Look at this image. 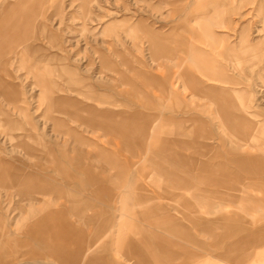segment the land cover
<instances>
[{
	"label": "crops",
	"instance_id": "crops-1",
	"mask_svg": "<svg viewBox=\"0 0 264 264\" xmlns=\"http://www.w3.org/2000/svg\"><path fill=\"white\" fill-rule=\"evenodd\" d=\"M30 2L0 0V32L15 31L10 42L0 33V97L10 106H0V187L11 190L10 197L19 198L21 211V220L11 223L5 207L10 200L0 194V264H117L107 257L110 253L133 259L134 264H243L241 258L246 255H254L251 261L255 263L263 261L264 120H252L257 112L242 109L247 119L236 116L235 109L229 110L227 118L218 115L229 129L224 130V143L242 145L223 152L216 150V137L210 132L206 136L165 134L179 126L167 121L161 125L165 133L153 135L150 99L143 107L133 103L140 107L127 115L121 109L114 112L107 125L112 136H63L57 143L46 140L40 151L33 146L39 133L25 96L35 94V88L39 95L40 86L47 84L43 92L47 110L59 111L64 104L55 98L50 82H44L39 57L8 55L11 47L23 41L18 34L32 29L27 21L35 15ZM200 17L202 33L195 34L206 37L210 48L188 45L201 51H194L193 64L183 67L184 80L198 86L191 74L195 63L202 72L200 79L234 81L217 57L244 62L255 55L257 59L256 54L264 51V39L251 41L242 35L239 47L221 46L213 31L217 22L207 13ZM20 68L26 70L25 76L17 75ZM46 74L52 79V73ZM27 79H31L29 88H22ZM215 89L216 85L205 90L209 95ZM225 90L250 96L245 88ZM199 92L194 94H204ZM96 116V128L104 129L103 113ZM8 127L14 128L12 132ZM22 130L26 133L21 141ZM9 137L31 147L13 151L12 146L10 153L1 140L10 142ZM104 137L112 147L102 143ZM123 152L138 158H123ZM245 189L256 192L255 196L239 194ZM245 199L255 204H244ZM252 208L255 220H248L247 211ZM236 211L239 214L234 216ZM248 223L256 224V235L248 239H244L247 235L234 236L243 240L233 249L232 225L239 224L234 232L243 233ZM186 224L197 225L196 232ZM221 240L224 246L216 247L215 241ZM197 251L218 254L200 262ZM9 256L15 257L12 263Z\"/></svg>",
	"mask_w": 264,
	"mask_h": 264
},
{
	"label": "rangeland",
	"instance_id": "rangeland-1",
	"mask_svg": "<svg viewBox=\"0 0 264 264\" xmlns=\"http://www.w3.org/2000/svg\"><path fill=\"white\" fill-rule=\"evenodd\" d=\"M207 2L211 6L206 5ZM30 3L35 15H31L27 21L32 29L24 33L19 46L11 47L8 55L18 54L28 56L29 59L39 57L41 76L46 79L44 82H50L55 98L63 100L60 103L64 104V108L59 111L47 110L48 100L43 94L47 84L40 86L39 95L35 88V94L25 96L33 109L30 114L35 118L36 133H39L34 136L38 141L33 146L40 151L46 147V140L57 143L63 136H112L111 128L107 125L111 123L114 112L118 113L121 109L127 115L130 110L132 112L143 107L144 102L149 99L153 135L165 133V128L161 125L166 121L180 127H173L172 131L165 134L206 136L210 132L216 137V150L219 152L242 145L224 143V130L229 129L223 127L218 115L224 114L227 118L229 110L235 109L236 116L247 119L246 113L256 111L257 115L252 120H264V51L256 54L257 59L254 55L244 62L217 57L224 63L227 73L235 78L232 82H208L207 79H200L202 72L197 71L198 66L194 63L191 74L195 77V84H198L194 88L195 85L192 87L184 80L186 70L183 69L184 66L191 65L188 62H191L192 53L201 51V48L188 46L190 43L210 48L206 37L195 34L196 31L202 33L199 23L203 13L217 22L213 31L218 37L217 44L221 46L232 44L239 47L242 35H247L251 41L263 40L264 0H218L216 3L213 0H31ZM204 29L207 32L206 26ZM169 44L173 47H169ZM262 44L264 45V40ZM220 65L223 67V64ZM10 68L15 70L16 66L12 65ZM46 73H52V79H48ZM26 74L23 68L17 73L20 76ZM30 80H24L22 88H29ZM215 85L217 89L208 95L205 89ZM226 88L236 91L238 88H245L250 96H242L239 91L230 94ZM198 92L204 94H194ZM244 102L246 105H242ZM133 103L140 106H134ZM0 106L10 107L1 97ZM85 108L87 112L84 111ZM242 109L247 112L239 111ZM85 113L86 118L83 116ZM102 113L104 129H98L95 126L96 115ZM209 124L216 126L208 128ZM7 129L12 132L14 128ZM21 133L23 134L19 136L22 141L26 132L22 130ZM11 138L10 142H6L5 138L1 139L4 150L10 153L12 146L13 151L16 147H31L25 142L16 144ZM107 141L105 137L102 139L105 146L112 147ZM256 149L253 148L254 151ZM121 157L133 160L138 158L136 155L132 157L128 152H123ZM0 194L3 199L10 200L5 205L9 209L8 220L11 223L20 221L19 198L16 195L10 197L11 190L3 187H0ZM239 194L254 197L256 192L245 189ZM236 202L240 203L239 200ZM243 203L255 204L253 200L246 199ZM233 210L246 214L238 208ZM236 212H233L234 216L239 214ZM247 212L248 220H255V209ZM173 213L182 217L176 211ZM186 225L196 232L197 225ZM238 226L239 224L232 225L233 249L236 243L243 240L234 236L247 235L244 239H248L256 235V224L248 223V229L243 233L234 232ZM168 242L175 247L183 246ZM215 242L216 247L224 246L223 240ZM249 253L252 254L251 251ZM197 254V260L202 262L218 253L197 251ZM107 257L117 264L135 262L113 253ZM251 257L256 258L254 255ZM251 257H242V263L261 264L245 261ZM14 258L9 256L7 260L12 263Z\"/></svg>",
	"mask_w": 264,
	"mask_h": 264
},
{
	"label": "bare ground",
	"instance_id": "bare-ground-1",
	"mask_svg": "<svg viewBox=\"0 0 264 264\" xmlns=\"http://www.w3.org/2000/svg\"><path fill=\"white\" fill-rule=\"evenodd\" d=\"M27 28V27H26ZM28 29V28H27ZM15 31H5V32H0L3 36H4V38H3V40H7V41H9L10 42V40L11 39H13L14 38V33ZM25 32H29V30H24L21 34L19 33L18 34V39H21V40H23L24 39V33ZM8 42V43H9ZM7 43V44H8ZM203 52V51H202ZM211 61V60H210ZM212 66V65H211ZM216 67V66H215ZM193 87V86H192ZM221 96V95H220ZM215 97V96H214ZM225 102H226V100H225ZM239 111H241V110H239ZM240 113V112H239ZM238 121V120H237ZM44 243V242H43ZM47 245V244H46ZM237 252V251H236ZM251 259H245V261L246 262H248V263H252L251 261H250ZM260 261V260H259ZM253 263H255V262H253ZM261 264H264V260L263 261H261L260 262Z\"/></svg>",
	"mask_w": 264,
	"mask_h": 264
}]
</instances>
